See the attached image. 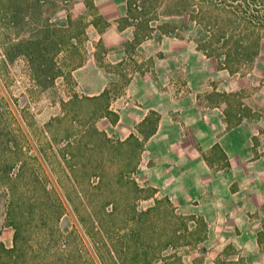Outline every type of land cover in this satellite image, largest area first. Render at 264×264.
Instances as JSON below:
<instances>
[{
    "label": "rangeland",
    "instance_id": "rangeland-1",
    "mask_svg": "<svg viewBox=\"0 0 264 264\" xmlns=\"http://www.w3.org/2000/svg\"><path fill=\"white\" fill-rule=\"evenodd\" d=\"M71 3L0 0V264H264V110L249 106L255 97L206 95L211 78H201V95H182L183 84L175 95L89 96L55 83L71 62L22 43L38 31L46 49L63 40L42 34L37 12ZM135 3L142 28L146 16L152 30L187 42L203 43L212 29L190 12L225 19L234 34L247 32L244 45L261 50L264 65V0ZM225 101L242 116L228 122ZM241 117L248 143L231 147L228 126ZM219 138L237 153L231 162L213 147Z\"/></svg>",
    "mask_w": 264,
    "mask_h": 264
},
{
    "label": "crops",
    "instance_id": "crops-1",
    "mask_svg": "<svg viewBox=\"0 0 264 264\" xmlns=\"http://www.w3.org/2000/svg\"><path fill=\"white\" fill-rule=\"evenodd\" d=\"M89 1L93 4V11L88 6ZM71 2L70 6L56 8L50 13V17H46V28L55 36H63V40L55 39L58 54L66 63L71 62L62 75L54 77L55 83H74L81 88L83 94L89 96L106 93L175 95L176 89L183 84L189 86L190 92L182 95H201L202 85L206 84L201 78H211L212 81L208 82L207 87L212 90L206 95H253L254 100L251 101V97L248 100L249 106L264 110V65L260 61L263 55L261 50L258 52L259 60H254L251 68L241 66L239 71L232 72L222 66L216 56L206 54L200 43L178 38V33L175 34L168 28L164 32L159 29L152 30L153 21L146 19V16V27L142 28L143 24L140 23L144 20V15L136 12L135 0ZM130 3L133 7L132 14L128 11ZM70 52L73 54L71 57ZM205 57L215 58L216 61L212 59V66L209 63L206 65ZM248 68L252 69L251 77H247V73L243 75V71ZM240 73L242 77L239 76ZM110 83L113 84L112 93L109 89ZM257 98L261 100L259 104ZM225 102L223 113L228 122L232 115L242 116L239 113H243V110H235L230 114L228 103ZM242 121L241 117L238 123L228 126L234 141L231 147L234 144L238 147L241 143H248V128ZM162 125L163 122L160 121L154 129L157 131ZM214 146L222 149V154L229 162L237 154L229 151L222 144L221 138L214 142ZM242 156L247 158V153ZM260 233H255V241L261 245Z\"/></svg>",
    "mask_w": 264,
    "mask_h": 264
},
{
    "label": "trees",
    "instance_id": "trees-1",
    "mask_svg": "<svg viewBox=\"0 0 264 264\" xmlns=\"http://www.w3.org/2000/svg\"><path fill=\"white\" fill-rule=\"evenodd\" d=\"M39 2L41 3V4L40 3L38 4V7L40 8L43 2L41 1ZM88 6L90 7V10L93 11L94 7L90 1L88 3ZM55 7L56 6H54L53 8ZM132 8H133L132 4L130 3L129 9H128L130 14H132V11H133ZM186 12H188L187 6H185L183 10L178 11L179 14H185ZM198 13L197 15L201 14V13L199 14ZM37 14L41 16L38 27H41L40 29H42L41 31H42V34L44 35V33H47L46 27L48 23L46 22V17L48 15V12L45 14V17L43 15V9L39 10ZM190 17L191 19L197 20L200 23L204 24L206 27L212 28V29H208L210 32L209 38L205 40L203 43H200L201 48L206 52V54H208L209 56H216L218 60L220 61L221 65L224 66L225 68H228L232 72L239 71L242 68L241 66L245 68V67H250L252 65L255 57L258 54V50L255 52H250L247 43H245L244 45V39L247 40V36H248V34L246 35L247 32L243 31L244 33H241L240 31H238V33L234 34V32L232 31L233 29H231L230 27L229 28L224 27V25H226L225 19H219L217 21L212 22L213 16H211L210 21L204 22L201 19L199 20L197 16L195 17L193 13L191 12H190ZM255 18L257 17H253V15L250 14L247 19L252 24L253 22H257ZM232 19L233 18L229 20H232ZM220 20L224 22L220 23ZM213 24L215 25L217 24V26H220V29L216 31L215 26ZM56 30L57 32H59V29H56ZM56 30H54V32H56ZM45 38L47 37H45V35L41 37L38 31L35 34H32L29 39L28 38L24 39L25 42L22 44L27 43L30 46H34L35 50L40 52V54L42 55L44 54V52H47L48 57L49 59H51V62H52V60L55 59V53H57L58 45L55 39L58 40V38H54L51 40L52 47L48 49L41 46ZM22 44L21 43L16 44L17 51L22 52V50H24V49H21ZM219 48H221L222 51H220ZM26 52L33 53L30 47H27ZM30 59L33 65L35 60L32 57H30ZM37 76H40V75H37Z\"/></svg>",
    "mask_w": 264,
    "mask_h": 264
}]
</instances>
